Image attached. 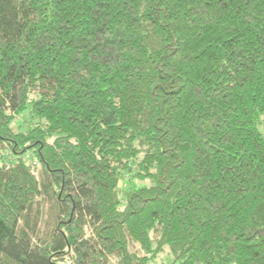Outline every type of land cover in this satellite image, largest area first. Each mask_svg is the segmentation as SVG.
Here are the masks:
<instances>
[{"label": "trees", "instance_id": "16d2710c", "mask_svg": "<svg viewBox=\"0 0 264 264\" xmlns=\"http://www.w3.org/2000/svg\"><path fill=\"white\" fill-rule=\"evenodd\" d=\"M261 128L264 0H0V264H264Z\"/></svg>", "mask_w": 264, "mask_h": 264}, {"label": "rangeland", "instance_id": "374dc122", "mask_svg": "<svg viewBox=\"0 0 264 264\" xmlns=\"http://www.w3.org/2000/svg\"><path fill=\"white\" fill-rule=\"evenodd\" d=\"M28 122H29V117L28 115H26L25 117L19 118L17 119V121H14V128L18 129L16 131L25 132L26 127L24 126ZM261 131L264 134V130H262V128H261ZM23 152L24 150L20 151L17 156H13L5 152L2 154H4V156H6L7 158L11 160L21 159L23 161H26L27 163H31L34 166L33 167L34 171L37 173L39 171V166L35 167L36 164L34 162L33 154H32L33 150H29V151L26 150L24 154ZM149 185H151V182L149 179H143V180L136 179L133 182L123 181L120 185V191L125 192L127 190H130V188H140V187L149 186ZM152 240H155V238ZM171 260L172 259L170 255L168 254L167 248L165 249L163 248L160 252H154V254H152V259L149 260L148 264H176L172 262ZM110 264H117V263L115 260H112Z\"/></svg>", "mask_w": 264, "mask_h": 264}]
</instances>
